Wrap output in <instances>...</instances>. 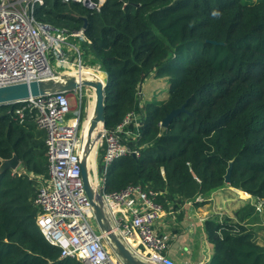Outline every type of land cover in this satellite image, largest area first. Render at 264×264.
<instances>
[{"label": "trees", "instance_id": "16d2710c", "mask_svg": "<svg viewBox=\"0 0 264 264\" xmlns=\"http://www.w3.org/2000/svg\"><path fill=\"white\" fill-rule=\"evenodd\" d=\"M36 16L59 28H84L85 65L93 61L108 74L106 128L132 110L145 115L134 142L140 154L112 163L107 190L140 184L178 213L228 185L233 162L229 185L264 200V0H105L100 10L45 0ZM153 73L167 78L169 94L142 107L140 87ZM22 104L0 105V164L16 154L23 166L0 174V264H85L62 258L61 247L38 228L37 185L50 177L46 132L35 109L17 113ZM257 212L248 203L236 221L218 215L205 221L214 245L209 264H264L252 226Z\"/></svg>", "mask_w": 264, "mask_h": 264}, {"label": "built area", "instance_id": "2783aa9c", "mask_svg": "<svg viewBox=\"0 0 264 264\" xmlns=\"http://www.w3.org/2000/svg\"><path fill=\"white\" fill-rule=\"evenodd\" d=\"M63 1H76L100 10L105 0ZM44 4L45 0H0V86L64 73L77 74L79 69L87 67L77 45L89 41L84 28L68 30L38 20L37 7ZM72 50L78 53L77 60L70 59L75 56L69 53ZM53 57H56L55 65ZM94 69L102 70L100 64ZM85 89L75 90L80 99ZM72 96L68 92L46 94L19 102L23 104L17 109L21 116L26 109H35L36 123L46 132L50 177L40 182L35 198L40 210L38 228L50 243L61 247L62 258H77L85 264H123L99 228L85 191L80 164V114L72 116ZM144 116L143 112L132 110L115 129L106 126L102 129L96 143L97 150L103 151L104 165L101 173L94 170L93 180L98 189H103L114 231L123 242L150 262L174 264L166 254L169 237L159 230L166 212L157 200L159 192L140 184L114 191L106 188L105 175L112 163L128 154H140L134 142L141 134ZM259 201L262 202L256 207L262 210L264 200Z\"/></svg>", "mask_w": 264, "mask_h": 264}, {"label": "water", "instance_id": "95a60500", "mask_svg": "<svg viewBox=\"0 0 264 264\" xmlns=\"http://www.w3.org/2000/svg\"><path fill=\"white\" fill-rule=\"evenodd\" d=\"M219 43L217 41H212ZM223 43V42H222ZM104 80L98 76H85L83 74L64 73L56 77L45 79H36L29 82H20L0 86V105L12 104L27 101L34 97L43 96L57 92L73 93L83 87H88L94 90L95 93V109L90 116L89 113L85 118L90 121L91 126L87 131L84 125L81 134V153L80 164L82 169V179L84 182L85 191L91 201L95 219L101 231L105 234V239L115 255L123 264H156L142 258L133 249L123 242L120 236L114 231V224L108 212L104 201L103 189H98L93 178L94 170L90 160V153L95 146V143L102 136V129L105 127L106 115V94L105 87L107 85L108 74ZM142 86L140 87L141 91ZM185 110V107L173 109L162 121L163 126H167L179 113ZM90 116V117H89ZM21 161L14 154L11 158H2L0 164V174L11 169L16 170ZM233 162L230 163L226 174V183H231V173Z\"/></svg>", "mask_w": 264, "mask_h": 264}, {"label": "crops", "instance_id": "0c3cea01", "mask_svg": "<svg viewBox=\"0 0 264 264\" xmlns=\"http://www.w3.org/2000/svg\"><path fill=\"white\" fill-rule=\"evenodd\" d=\"M223 189L239 192L240 198L230 196ZM206 198L207 201L203 205L196 206L189 201L178 213L172 210L166 211L161 218L159 230L169 237V249L166 254L174 264H209L214 254V245L207 235L205 221L217 215L236 221L237 211L247 205L245 202L257 199L250 193L233 186L228 188L224 186ZM250 204L255 205L252 202ZM177 214H181V217ZM252 226L257 231L258 242L264 246V238H260L258 234L257 223H253Z\"/></svg>", "mask_w": 264, "mask_h": 264}, {"label": "rangeland", "instance_id": "374dc122", "mask_svg": "<svg viewBox=\"0 0 264 264\" xmlns=\"http://www.w3.org/2000/svg\"><path fill=\"white\" fill-rule=\"evenodd\" d=\"M77 43V42H76ZM77 45L79 47H81V44L77 43ZM64 49L66 51H68V46H64ZM70 54H74V57L70 56V59L74 58L75 60L78 59V53L75 51H71L69 52ZM84 58V57H83ZM73 60V59H72ZM52 63L55 65L56 64V57L52 58ZM83 63L85 64V61L83 60ZM88 65H86L87 67L90 68H96L97 66H94L93 61H89ZM93 63V64H92ZM94 66V67H93ZM63 68V67H60ZM61 70H65V69H61ZM75 71V70H74ZM101 72H104L103 70H101ZM88 74L94 75L95 73H90V72H86ZM106 77V76H105ZM104 77V78H105ZM144 84H142V88L141 91L139 92L141 94V102H142V107L150 101H155V100H163L166 99L168 97L169 94V87L170 84L167 81V78H157L155 77L154 73L150 75V77L146 78L143 82ZM72 97L70 98L71 104H73V112H72V116H76L78 114H80V130L82 131L84 125H85V118L87 116V114L89 113V110L91 108V103L93 102L94 98H95V93L93 89H90L87 87V89H85L83 91V96L82 99H80V95L76 94V92L72 93ZM82 100V101H81ZM92 163V169L93 170H97L99 173H101V166L103 163V151L101 148H99L97 150L96 156H95V162H91ZM23 170V166L19 165L16 170L13 171H20ZM40 182L42 180H44V177H39ZM228 184V183H227ZM40 186V183L37 185ZM230 185H226L225 188H228ZM240 189V188H239ZM226 193H228L230 196H234L236 198H240V194L239 192L235 191V190H230V189H223ZM242 190V189H241ZM244 199L246 198L245 196L243 197ZM250 201V200H249ZM249 201L245 202V205L248 204ZM253 203L255 204V206H258L260 204L259 199H255L253 201H250L249 203ZM260 212V213H259ZM259 212H257V214L254 216L255 222L257 223L258 226H256L258 229V234L261 237L264 238V207H262V210H259ZM263 214V215H260ZM212 217V216H211ZM223 216H220L219 219L222 220ZM93 225L95 227H97V224L95 222V220L92 221ZM255 227V228H256Z\"/></svg>", "mask_w": 264, "mask_h": 264}, {"label": "bare ground", "instance_id": "6f19581e", "mask_svg": "<svg viewBox=\"0 0 264 264\" xmlns=\"http://www.w3.org/2000/svg\"><path fill=\"white\" fill-rule=\"evenodd\" d=\"M86 72L97 73V74H100L101 76L105 77L104 76L105 72L97 71V70H95L93 68H89V67H83V68L79 69L77 74L80 73V74H83V75L88 76V77L94 76V75L88 74ZM101 80H103V79H101ZM94 109H95V98H94L93 102L91 103V108L89 110L90 116L93 114ZM85 126L87 128V131H89L90 126H91V123L89 120L85 122ZM96 151H97V143H95V146L93 147V149L90 153V160L93 163L95 162Z\"/></svg>", "mask_w": 264, "mask_h": 264}]
</instances>
